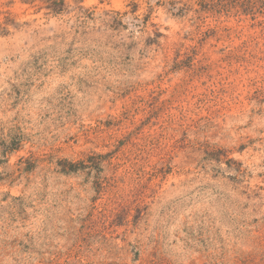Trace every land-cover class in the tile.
Returning a JSON list of instances; mask_svg holds the SVG:
<instances>
[{
    "label": "rangeland",
    "instance_id": "rangeland-1",
    "mask_svg": "<svg viewBox=\"0 0 264 264\" xmlns=\"http://www.w3.org/2000/svg\"><path fill=\"white\" fill-rule=\"evenodd\" d=\"M62 1L0 0V264H264V0Z\"/></svg>",
    "mask_w": 264,
    "mask_h": 264
},
{
    "label": "trees",
    "instance_id": "trees-1",
    "mask_svg": "<svg viewBox=\"0 0 264 264\" xmlns=\"http://www.w3.org/2000/svg\"><path fill=\"white\" fill-rule=\"evenodd\" d=\"M46 1V6L45 8H48L50 9L51 11L53 12H56L58 11L60 8H59V4H62V0H45ZM6 24H13L14 22L12 20H9L8 18H6V21H5ZM6 31V27H1L0 26V34L5 32Z\"/></svg>",
    "mask_w": 264,
    "mask_h": 264
}]
</instances>
